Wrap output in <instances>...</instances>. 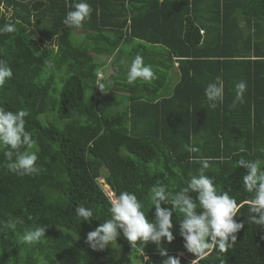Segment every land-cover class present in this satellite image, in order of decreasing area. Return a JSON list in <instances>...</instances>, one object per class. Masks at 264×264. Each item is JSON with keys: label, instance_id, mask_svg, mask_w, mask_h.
Masks as SVG:
<instances>
[{"label": "trees", "instance_id": "obj_1", "mask_svg": "<svg viewBox=\"0 0 264 264\" xmlns=\"http://www.w3.org/2000/svg\"><path fill=\"white\" fill-rule=\"evenodd\" d=\"M74 2L0 0V27L12 23L16 29L0 35V60L13 72L0 87V106L29 112L25 127L37 142L40 169L17 175L0 150V264H112L113 250L119 251L117 264H149L144 254L161 264L167 257L155 243L131 245L122 231L104 249L90 246L87 233L110 216L96 180L103 176L117 195L135 192L153 219L150 188L165 184L171 198L198 172L201 158L209 160L206 174L218 188L244 207L234 217L243 227L233 246L198 264H264V225L248 219L251 194L243 188L246 169L237 164L259 160L264 168V0H87L90 19L69 28L63 20ZM74 32L84 35L81 42ZM126 43L136 46L101 90L98 71L105 63L94 62L91 49L114 56L111 66ZM168 51L182 57L179 80L159 95L175 66L166 61ZM136 55L153 67L156 79L127 82ZM217 76L224 100L212 109L204 89ZM240 80L247 91L233 107ZM185 145L200 151L188 153ZM78 205L92 209L90 222L76 215ZM182 218L173 214L175 239L161 247L190 257H179L181 264H197L179 234ZM36 226H47L46 234L22 243L24 232Z\"/></svg>", "mask_w": 264, "mask_h": 264}, {"label": "clouds", "instance_id": "obj_2", "mask_svg": "<svg viewBox=\"0 0 264 264\" xmlns=\"http://www.w3.org/2000/svg\"><path fill=\"white\" fill-rule=\"evenodd\" d=\"M72 8L74 10L67 12L63 23L69 28H80L87 19H90L92 7L87 0H75ZM15 30L14 24L5 23L0 27V35L12 33ZM200 34H204L203 29L200 30ZM110 57L106 58L103 67L112 60ZM178 61L175 60L174 64ZM178 64L179 62L177 67ZM49 67H52L51 62ZM103 72L104 68L100 69L98 77L101 78L99 74ZM110 74L108 71L107 76L102 81H98L97 85L101 90L105 89L103 82L110 84ZM12 77L11 67L0 60V87H3ZM126 78L129 84H134L137 80L148 83L156 79L157 75L153 67L146 64L141 55H136L127 67ZM246 91L247 83L244 80L235 84L233 107L237 103L244 102ZM204 94L212 109L217 107V102L223 103L222 78L217 76L214 82L208 83ZM28 116L29 112L23 108L11 111L0 106V150L8 161L6 167L20 176L36 174L40 170L36 163L39 158L37 142L32 132L25 127V118ZM185 150L188 153L200 151L194 145H185ZM199 163L201 167L198 172L191 175L186 181V186L171 195V198L170 189L165 184L153 185L150 188L149 199L152 208L154 206L153 219L145 215L144 205L135 192L124 190L117 195L103 176L98 177L96 181L109 201L110 216L87 233V242L94 249H104L111 245L112 241L117 240L122 231L123 237L131 245H135L137 241L144 247L150 242L155 243L159 255L167 257L161 264H181L179 257H186L182 252V255L178 252V256H171L168 255L166 248L161 247L162 241L171 243L175 239L172 231L173 214L179 213L183 217L178 221L179 234L184 241L183 246L188 252L195 254L197 264L199 259H204L213 251L227 252L237 239L235 233L243 227V223L237 222L234 217L240 213L244 204L238 203L237 199L228 192L221 191L214 178L206 174V170L210 167L207 158H201ZM237 164L246 169L242 182L244 190L251 194L247 201L248 219L256 225H264V168H261L259 160L239 159ZM106 190L113 191L115 195L109 194L108 198ZM192 193H195V197L191 195ZM162 205H171V207H162ZM75 213L82 221L88 222L94 215L92 209L84 205H78ZM8 227L14 229L15 223H9ZM46 230L47 226L28 229L22 235L21 242L25 244L38 242L46 234ZM144 261L151 264L150 258L145 254ZM190 261L195 262L191 259Z\"/></svg>", "mask_w": 264, "mask_h": 264}, {"label": "rangeland", "instance_id": "obj_3", "mask_svg": "<svg viewBox=\"0 0 264 264\" xmlns=\"http://www.w3.org/2000/svg\"><path fill=\"white\" fill-rule=\"evenodd\" d=\"M255 1V0H254ZM83 34L81 33H78V32H74L73 35H72V38L76 41V43H79L82 41L83 39ZM93 36H96V35H92L90 34V38H92ZM136 46V45H133L131 43H126V44H123L122 46H120V49H121V54H120V57L115 61V63H113V65H109L107 64L104 68V72L103 73H100L99 75L101 76L102 80L104 79V77L107 76L108 74V71L110 73H112L111 70H114V69H117L118 67H121L123 66V63L124 61L130 57V51H132L131 49ZM98 49L96 48H92L91 51H90V56L94 59V62H98V61H103L105 63V60H106V57L105 56H101L98 54ZM111 59L113 58V56L110 57ZM110 63V62H109ZM101 68V69H103ZM111 69V70H110ZM108 70V71H107ZM101 80V81H102ZM105 84V88H106V82H103ZM107 93H111V91L107 90ZM108 103H111V100L108 99V100H105V104H108ZM113 253H115L113 255V257L111 258L110 262L112 264H117L118 262V259H119V251L118 250H113L112 251ZM186 256V255H185ZM186 258H190L189 256H186Z\"/></svg>", "mask_w": 264, "mask_h": 264}, {"label": "crops", "instance_id": "obj_4", "mask_svg": "<svg viewBox=\"0 0 264 264\" xmlns=\"http://www.w3.org/2000/svg\"><path fill=\"white\" fill-rule=\"evenodd\" d=\"M162 49L166 51V48L164 46H162ZM165 57H166V61L169 63L171 60L174 62L175 60H181L182 57L180 56H176L174 55L173 53L171 52H167L165 53ZM178 63V62H177ZM177 63H175V66H172L170 64V66L172 67L171 71H170V81L169 83H167L165 85V88L163 89H160L159 91V95H166L168 94V92H170L169 90L171 88L174 87V85L176 84V82L179 80V70H178V67H177Z\"/></svg>", "mask_w": 264, "mask_h": 264}, {"label": "built area", "instance_id": "obj_5", "mask_svg": "<svg viewBox=\"0 0 264 264\" xmlns=\"http://www.w3.org/2000/svg\"><path fill=\"white\" fill-rule=\"evenodd\" d=\"M106 194H107V196H108V198H109V194H114V192L113 191H111V190H106ZM115 195V194H114ZM180 254L182 255V253L180 252Z\"/></svg>", "mask_w": 264, "mask_h": 264}]
</instances>
